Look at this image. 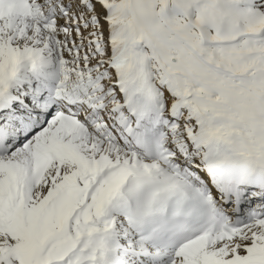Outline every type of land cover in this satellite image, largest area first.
I'll use <instances>...</instances> for the list:
<instances>
[{"label":"snow or ice","instance_id":"obj_1","mask_svg":"<svg viewBox=\"0 0 264 264\" xmlns=\"http://www.w3.org/2000/svg\"><path fill=\"white\" fill-rule=\"evenodd\" d=\"M0 264H264V0H0Z\"/></svg>","mask_w":264,"mask_h":264}]
</instances>
